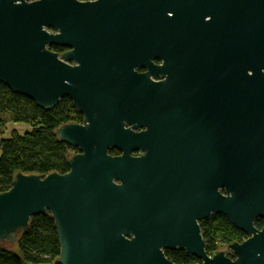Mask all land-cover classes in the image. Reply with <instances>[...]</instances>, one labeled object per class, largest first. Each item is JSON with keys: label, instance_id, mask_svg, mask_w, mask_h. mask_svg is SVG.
I'll return each mask as SVG.
<instances>
[{"label": "water", "instance_id": "1", "mask_svg": "<svg viewBox=\"0 0 264 264\" xmlns=\"http://www.w3.org/2000/svg\"><path fill=\"white\" fill-rule=\"evenodd\" d=\"M164 3L149 6L154 15L135 0H0V82L45 111L69 98L83 115L81 124L56 131L79 151L69 172H19L0 193L3 247L16 250L31 219L50 214L59 264H174L167 248L202 264H264V229L254 227L264 218V0H212L203 5L212 22ZM173 28L195 29L203 42L202 65L178 70L174 90L133 71L139 60L182 42L167 36ZM151 29L160 33L150 37ZM216 29L222 41L214 46ZM138 44L144 51L130 47ZM140 94H180L188 111L182 132L163 130L159 148L134 159ZM116 148L122 155L111 156ZM213 214L252 235L228 245L235 259L205 250L198 222Z\"/></svg>", "mask_w": 264, "mask_h": 264}, {"label": "trees", "instance_id": "2", "mask_svg": "<svg viewBox=\"0 0 264 264\" xmlns=\"http://www.w3.org/2000/svg\"><path fill=\"white\" fill-rule=\"evenodd\" d=\"M50 50L54 51L55 47ZM9 120L27 123L31 130L22 135L14 132L0 141V193L11 189L19 172L42 176L69 172L68 160L74 149L59 140L56 131L61 125L79 124L83 120L69 99L64 98L55 108L45 111L0 82V128ZM200 226L208 254L244 238V234L221 215H212ZM15 244L16 250H9L0 243V264H59L61 246L50 214L33 217ZM167 257L177 264L198 261L185 252L167 253Z\"/></svg>", "mask_w": 264, "mask_h": 264}, {"label": "flooded vegetation", "instance_id": "3", "mask_svg": "<svg viewBox=\"0 0 264 264\" xmlns=\"http://www.w3.org/2000/svg\"><path fill=\"white\" fill-rule=\"evenodd\" d=\"M29 1H34V0H29ZM78 1L97 2L98 0H78ZM135 1L137 4L147 5L148 8L152 10L154 15H155V11H154L155 8H150L149 7L150 5H156V4L165 5L164 3L165 0H135ZM166 3L169 5H178L177 6L178 9L181 11V14L185 16V18L195 17V16L201 17L202 15L205 14V22H212V10L208 7L203 6V5H207V6L211 5L212 0H166ZM196 4L198 5V7L193 9L192 6ZM165 12L167 16L170 18L176 16V9L171 6L168 11L165 6ZM206 28L208 29V27ZM197 32H198L197 30L192 28L185 30L182 29L179 30L173 28L171 30H168L166 32L167 36L174 37L175 35L177 38H180L182 42L178 46H174L173 49L169 47L168 50H166L167 47L166 48L164 47L161 50V52L166 50L165 56H162L163 54H157L156 52H153L149 60L148 59L139 60L134 65L133 68L134 73L137 76H141L143 79L147 80L148 82L156 83V84L166 82V84H168L169 87H171L173 84L172 79H174V75L178 70H182L183 73H186L187 71L193 68L198 69L203 63V51H202L203 42L200 38L197 37V35H195L197 34ZM146 33H148L150 37L151 36L154 37L156 34H159L160 32L151 29L150 32H146ZM213 33H218L213 35L214 46H217L222 41V39H220L222 32L220 33V30L216 29L215 31H213ZM130 34L134 37H138L140 35L136 31H131ZM192 36L193 38L189 41L188 38ZM155 44L156 41L153 39L152 43L150 44L149 51L151 50L152 47L155 48ZM54 47H55L54 52L59 54H63L70 50L69 48L66 47H60V46H54ZM126 47L127 46L123 48ZM130 47L144 51L142 44H138ZM172 89L174 90L173 86ZM150 101H152V103ZM186 101L187 100L184 99V97L180 94H169L164 97H158L151 94H140L137 97L134 107L135 121L132 128V132L138 136V140L135 144V148L131 152V156L134 159L144 158L148 153L146 148L149 146L151 148L152 147L159 148L160 143L156 140V137L160 136L163 130L167 129L169 131H172L175 127H178L175 131L179 130L180 132H182L184 128H186L185 121L182 120V116L184 115L186 118V113L188 111ZM178 115L180 116V120L177 117ZM162 121L167 125V127H163L160 124ZM126 128H129V126H126ZM72 148L74 149V151L70 157L76 155L79 152L77 148L75 147ZM109 154L111 156H120L122 155V152L116 148L109 150ZM213 215H220V214H213ZM201 222L202 221L198 222L199 226ZM257 222L259 223L257 224ZM254 227L258 231H262L264 229V218L256 219V221L254 222ZM241 232L244 234V238L241 241H236L238 243H242L252 237L251 234L245 233L243 231ZM230 244L231 243H229V245ZM227 247L228 245L219 247L212 254H208V253L207 254L209 256H213L218 252H225L227 257L231 259H235L234 255L230 251H228ZM163 252L168 260L170 259L167 257V253L171 254L177 252H185L187 256L194 257L192 255H189L185 250L179 248L177 249L167 248L164 249ZM196 259L198 260L197 262H193L190 264H202V261L200 259L198 258Z\"/></svg>", "mask_w": 264, "mask_h": 264}, {"label": "rangeland", "instance_id": "4", "mask_svg": "<svg viewBox=\"0 0 264 264\" xmlns=\"http://www.w3.org/2000/svg\"><path fill=\"white\" fill-rule=\"evenodd\" d=\"M30 130L31 126L27 123L14 122L12 120H9L3 128H0V141L2 139L9 138L11 135L14 134V132H18L22 135Z\"/></svg>", "mask_w": 264, "mask_h": 264}]
</instances>
